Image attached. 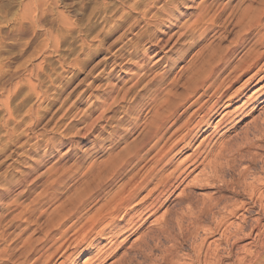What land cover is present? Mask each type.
Listing matches in <instances>:
<instances>
[{"label": "rangeland", "instance_id": "obj_1", "mask_svg": "<svg viewBox=\"0 0 264 264\" xmlns=\"http://www.w3.org/2000/svg\"><path fill=\"white\" fill-rule=\"evenodd\" d=\"M263 4V0H0V264H60L73 253V260L65 264H84L89 256L81 251L85 243L74 240V231L94 213H104L128 177L136 180L153 165L154 152L144 154L151 142L139 149L154 108L162 110L165 100L181 98L190 82L191 63L199 67L201 57H211L218 46L219 70L225 71L217 85L223 81L231 92L241 86L252 72L236 81L234 68L244 52L260 48L256 40L262 29L256 18ZM192 20H199L195 37L203 28L213 27L197 44L186 28ZM239 37L242 42L238 43ZM196 51H202V56ZM227 59L229 65H225ZM243 102L233 128L227 122L216 130L209 128L213 144L222 141L233 150L239 142L235 134L253 124L262 125L264 67L245 81L234 106ZM127 110L134 117L126 115ZM137 114L138 125L129 131ZM255 144L249 150L264 152L263 142ZM193 150L177 156L174 165L181 169L190 165L186 158ZM139 153L144 160L130 170ZM200 171L201 167L189 175L154 214L134 218L131 230H113L116 235L111 242L98 239L89 248L91 255H97L87 264L156 262L158 252L149 259L141 253L143 247L156 241H152L156 221L180 211V200L194 192L191 180ZM214 191L201 188L194 193L201 200L217 197ZM119 225L127 223L123 220ZM217 238L218 233L208 241ZM250 241L239 240L228 259L224 247L222 263L235 264L245 254L241 245L255 248L256 241ZM58 247L62 249L51 256Z\"/></svg>", "mask_w": 264, "mask_h": 264}, {"label": "bare ground", "instance_id": "obj_2", "mask_svg": "<svg viewBox=\"0 0 264 264\" xmlns=\"http://www.w3.org/2000/svg\"><path fill=\"white\" fill-rule=\"evenodd\" d=\"M257 13L259 14V17L256 18V20L258 26L262 29V32L258 33L259 37L256 40L257 47L259 46L260 48H254V50L250 51L247 49L248 51L242 54L243 56L239 58V61L237 60L238 65H235L233 80L235 79L237 81L241 76L252 72L245 80L249 81L263 70L264 4ZM244 17L245 15L242 16L241 19ZM197 22H199V20H192L186 24L187 31L190 33L191 38H193V44L202 41L207 32L212 31L213 29L212 26V28L204 26L205 28L202 27L203 31L195 37L193 32L199 25ZM204 23L202 22L203 25ZM242 37L236 39V42L239 43ZM218 47L215 48L217 49L216 52L213 51L212 54L209 55L211 57L208 58V56H206L207 54H205L207 58L201 57L199 67H195L194 64L191 63L192 69L190 70L189 76L190 82H188L189 85L186 84L187 87H185L186 89L181 98L175 101L166 98L167 100L163 102L165 105L164 109L160 110L158 107H155L154 110L152 109L153 114L151 119L147 121V130L139 150H143V146L151 142L150 147L144 154H146L147 157L151 151L154 152L150 156L153 165L136 180L133 177H128L122 188L120 187L121 190L118 187V193H116L114 197L111 196L113 199H111V202L108 201V203H110L107 205L104 213L101 214L99 209L97 212L100 214L97 213L98 215L95 216L94 213L93 216L89 217L87 222H83L84 225H81L80 227L77 226L78 228H76L77 230L74 231L73 234L75 235L74 240L77 241L76 243H85L84 248H82L81 251L87 252V256H89L84 261V264L90 263L91 260L96 257L97 254L91 255L92 250H89V248L96 246V241H99L98 239H104L111 242L116 235V231L113 230L121 229L122 233L129 231L134 226V224H132L134 218H139L140 220L145 215L150 216L154 214L162 205L169 201V195L171 192L178 189L185 179L199 167H201V171L199 173L197 172V174L195 173L192 180L190 179L192 190L195 192V189L213 188L215 190L213 193L216 194L217 197L208 195L205 198L198 200L196 199L198 195L192 191L183 195L181 200L179 199L183 204L181 205L182 208L179 209L180 211L175 210V208V212H171L172 214L170 213L171 215L165 217L163 220L159 219L160 222H157L154 219L156 224L158 223V226H156V232L154 233L155 236L153 237L155 239L152 241H156L151 245L148 243L146 247H143L144 249L141 253L147 256L146 258L149 257L150 259L155 251L158 252V255L160 256L158 258L159 260L156 259V262L152 261L151 264H224L222 263V259H228L233 255L232 248L237 242H239V240L251 239L248 243L256 241L255 243H252L255 248L250 250L246 245L245 247H242L241 245V249L243 248L245 254H243L244 256L238 257L235 264H244L248 259L249 261L252 259L254 260L251 264H264V152L261 151L262 153H260L259 150H249L254 148L253 146L257 141L258 143H264V120L262 121L261 126L253 124L242 133L235 134L239 136V139L237 137L239 140L237 148L234 147L235 150L227 148L222 141H214L215 144L212 143V132L208 131L209 128L213 127L214 130H216L224 122H227V124L233 128L236 123L234 118L238 116V113L244 106V102L239 106L234 105L240 100V97L243 94L245 81L241 86L239 84L240 87L238 86L232 92L228 85L227 87L223 86V81L221 84L217 85V81L223 74V71H225L224 68L219 70ZM235 47H237V45H235ZM201 54L202 51L198 53V56ZM229 61L230 60L226 61L225 65H227ZM260 62L262 63L261 65H259ZM147 103L148 102H146L145 105L140 106L138 113L145 108ZM129 114L130 111L127 110L126 115ZM216 116H219V118L213 125V120ZM130 119L131 118H129V121ZM139 119V115L137 114L132 126L130 125L129 128L127 127L129 131H134L138 125L137 121H139ZM198 139L199 142L196 143ZM193 147L194 150L186 158L187 160L189 159L192 161L190 165L182 169L179 164L174 165L177 156H180L182 153ZM136 156L137 157H134L132 163L128 160V162L131 163L130 170L131 168H136L139 163L144 160L143 157L145 155L141 156L139 153ZM126 162L124 167L127 165ZM180 163H182V160ZM243 163L246 164L243 165ZM169 169H171V171L164 175L163 172H166ZM176 173L177 175H175ZM153 179H157L155 180L157 183H153V186L149 188L147 193L142 198L140 197V200L138 199V202H136V199L139 196L138 194L149 187ZM166 194H168L167 197L162 199V196H165ZM176 197L178 196L176 195ZM164 213L162 216H166L167 213ZM127 216L128 218L126 219ZM233 218L238 219V221H231ZM123 220L127 223L126 227L119 225V222ZM68 227L69 226H67V228ZM216 233H218L217 240L208 241L209 238ZM76 243L75 245L77 247ZM166 243H169L170 245L165 247V245H168ZM60 247H58L53 253L50 252L52 254L51 256H54L53 254L57 251L59 252ZM224 247L226 248V251L224 253L225 257L223 258L222 252ZM179 251L181 255L183 254V257L181 256L182 258H179L180 253H177ZM64 253L65 252L62 254L64 255ZM141 253L139 254L143 255ZM73 254L66 255L64 261L60 264H65L69 259L73 260ZM176 254L179 255V257L177 256V259L174 258ZM63 255L60 254V256ZM139 257H136V259ZM47 258L49 257L47 256ZM124 258L126 259V257ZM143 258L145 259V257ZM116 259H118V257ZM144 261H146V259ZM144 263L145 262H143V264Z\"/></svg>", "mask_w": 264, "mask_h": 264}]
</instances>
